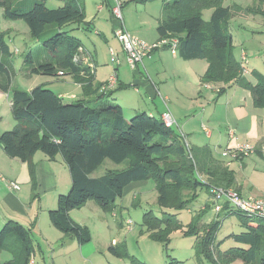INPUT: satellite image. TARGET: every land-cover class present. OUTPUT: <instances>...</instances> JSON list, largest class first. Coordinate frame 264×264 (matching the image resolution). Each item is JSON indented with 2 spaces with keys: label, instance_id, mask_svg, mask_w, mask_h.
<instances>
[{
  "label": "trees",
  "instance_id": "1",
  "mask_svg": "<svg viewBox=\"0 0 264 264\" xmlns=\"http://www.w3.org/2000/svg\"><path fill=\"white\" fill-rule=\"evenodd\" d=\"M152 1L155 0H135L140 4ZM158 1L162 3L156 27L159 39L175 37L177 55L183 61L207 62L201 83H222L225 88L235 84L250 92L256 108H264V76L251 71L256 84H250L242 76L245 69L232 54V38L227 27L232 9L223 6V0ZM257 2L261 7L259 14L264 18V0ZM27 3L30 5L24 8ZM45 3L46 0H0L2 17L9 21L22 20L31 38L41 40L49 57L42 63H33L26 57V68L22 71L28 77L78 78L74 81L82 83L84 98L66 103L44 86L30 91L12 88V54L5 34L0 32V92L9 94L15 122L12 130L0 134V148L8 158L28 163L30 171L31 160L38 152L50 160L60 157L66 165L71 188L67 194L57 197L56 208L48 212L54 229L79 245L87 244L90 234L86 227L71 220V211L94 201L104 213H113L128 185L151 181L156 204L162 211L159 217L152 212L144 213L141 226L153 242L167 246L171 232L182 228L175 213L188 210L198 199L199 190L205 189L208 194L211 187H218L240 195L235 188L234 172L216 161L209 149L186 147L174 128L165 127L161 119L144 112L125 118L121 107L107 100L118 87L107 92H89L93 79L89 66L82 61L74 62L73 58L79 48L90 52L79 39L63 30L68 25L85 24L84 8L77 0H66L56 9H48ZM205 10H211L207 22L202 19ZM106 160L117 166L123 164L124 168L106 170L99 177H92ZM208 199L210 207H205L213 210L210 193ZM224 210L227 215L235 213L244 218L241 219L244 232L230 236L239 246L221 252L214 243L221 224L217 219L220 215L201 230L200 222L208 212L202 210L192 217L184 231L185 236L195 237L196 256L213 264L237 261L264 264V220L241 215L226 204ZM35 223L27 228L9 220L0 228V252L11 255V260L0 264H29L34 252L30 232ZM108 252L116 258L129 259L131 264H144L128 256L123 246H109Z\"/></svg>",
  "mask_w": 264,
  "mask_h": 264
},
{
  "label": "crops",
  "instance_id": "2",
  "mask_svg": "<svg viewBox=\"0 0 264 264\" xmlns=\"http://www.w3.org/2000/svg\"><path fill=\"white\" fill-rule=\"evenodd\" d=\"M127 1L126 4L129 1L135 2V0ZM110 6V3L100 1V4L96 6V10L98 13H101L103 10L109 11ZM123 6L124 3H122V8ZM92 22V20L90 21L86 17V26L92 24ZM146 24V21L141 22L137 30L132 29L142 38L136 34H132L133 32L131 33V31L125 28L131 35L147 43H154L159 40L156 32L158 22L155 24L154 32L156 35L154 36H148L145 28ZM116 27L117 23L112 22V31ZM85 30H89V28L86 27ZM243 54L245 55V61H248L245 50L240 52L241 56ZM261 56V61H257V59L251 60L250 71L247 68L244 70L243 77L252 85L256 84V80L252 77L251 71L258 72L259 65L264 67V54ZM261 56L259 55V57ZM119 58L123 61L124 55L122 54ZM95 63H97L96 60H94V65ZM207 67L208 64L205 60L183 61L178 55L173 56L167 49H161L156 51L149 59H145L142 65L137 66L132 71L136 79L133 80L131 85L121 81L122 76L119 74L117 67L111 71L109 67L98 68L95 65V75L91 81L89 92L91 90L101 92V86L113 72H116L118 89L115 90L116 87L110 96L116 102L111 101V103L119 105L123 111L122 103H120L119 98H116L120 96L121 93L119 92L130 90L131 86L135 87V92L143 89L144 93L148 95L151 105L143 108L141 111L139 105L133 103L130 97V103L129 101L126 102L128 104L125 108L130 110L132 116L136 113L144 112L149 116L160 119L161 115L168 110L176 121V132L183 135L184 142H186L188 147H205L209 149L216 161L234 172L236 180L235 188L241 196L264 197V190L261 189H258L261 191L259 195L250 194L257 185V182L254 183L251 180V175L257 173L260 168L264 169L263 163L260 161L264 160L263 157L257 154L250 158H244L239 162L229 163L228 166L225 165L226 161L220 157V151L226 147H234L237 144L243 143H251L255 146L264 144V108H256L253 105L250 92L237 85L231 84L226 86L221 94L204 88L203 83H201V77L206 72ZM140 69L144 70L147 75L146 78L139 72ZM261 75L264 76L263 73ZM69 78H71L74 85L79 84L77 85L78 91H76V88L73 89V87L66 91L59 90V92L51 90L66 103L84 98L82 95V83L74 81L78 78L72 76H69ZM80 78L82 79V76ZM206 84L216 86L222 83ZM1 94L4 93L0 92V96ZM215 94L220 96L217 97ZM4 95L8 96L10 107L9 94ZM91 99L87 98V100ZM202 127L208 131V135H205V130ZM209 128L212 129L211 132ZM229 131L233 133L232 139L228 137ZM213 138L217 142L212 143L213 147L211 148V144L207 142L211 143ZM31 165L32 171H30L28 163L8 158L0 148V228L9 220L16 221L27 228L35 221V227L31 229L30 236L33 240H35L34 238H38L44 242L46 250L51 253V264H57L59 255L62 256L61 260L72 264L74 262L72 253L76 251L80 252V255H78L79 260L83 261V263L96 260L99 264V252L92 247L94 241H90L84 245H79L74 239L72 241H64V236L49 223L48 212L56 208L57 197L67 194L71 188V179L66 165L60 157L50 160L40 152L33 156ZM9 182L16 183L19 186V190L9 189L7 186ZM147 184L148 182L131 183L124 189L122 197L133 194L134 200H132L131 205L136 206L139 196L145 194ZM116 207L121 208L117 205V202ZM116 207L112 213L114 215H117L115 213ZM84 208H90V211L93 212V215L89 219L90 225L96 227V229L100 228V233L103 235L108 226L105 225V213L94 201H88L80 210ZM77 211L73 210L69 213L71 220L80 226L90 229L87 223L75 218V212ZM97 244L100 245L99 250L101 252L104 247H107L108 250L109 246H117V242L114 240L97 241ZM36 245L39 247L38 243ZM64 248L66 249L65 253L60 254ZM39 249H34L33 256L35 251ZM68 249L71 250V253H68ZM9 256L10 258L6 262L11 260V255L9 254ZM33 261L35 264L34 259Z\"/></svg>",
  "mask_w": 264,
  "mask_h": 264
},
{
  "label": "rangeland",
  "instance_id": "3",
  "mask_svg": "<svg viewBox=\"0 0 264 264\" xmlns=\"http://www.w3.org/2000/svg\"><path fill=\"white\" fill-rule=\"evenodd\" d=\"M65 1L66 0H46L45 5L48 9H56L62 7ZM77 1L82 4L86 17L93 22L88 26L85 24H81L79 26L68 25L64 27L63 30L68 32L70 36L81 41L83 47L95 58L94 60L97 62L95 65H97L98 68L109 67L112 71L115 67L110 64L109 49H112L114 52L119 54L120 57L123 54L121 47L114 38V30L112 31V22H115V19L111 16L110 10H103L101 13L97 12L96 6L97 4H100V0ZM119 1L120 3H124L123 8L121 9L124 27L131 31V33L133 32L132 34H136L138 37L142 38L132 29L137 30L138 25L141 22L146 21L147 24L145 25V28L148 36L156 35L154 28L160 15L162 5L160 1L155 0L148 2L145 5H141L133 1H129V3L126 4V2H128L127 0ZM29 2L31 3V1ZM28 5L30 4L27 3V6L24 8H28ZM223 6H228L232 9V16L227 22V27L232 38L233 57L243 69L247 68V70L250 71L251 60L257 59V61H261V55L264 54V18L261 13L259 14L261 7L257 0H223ZM210 14L211 10L203 11L202 19L207 22L210 18ZM86 27H88L89 30H85ZM0 32L5 34V40L12 54L11 59L13 61L12 65L14 70V76L11 79L12 88H20L25 91H30L36 86H44L49 90L59 92V90L66 91L72 89L73 87V89L76 88V91H78L77 85L79 84L74 85L69 76L63 77L62 79H55L49 76L34 75L28 77L26 74H24L22 70L26 68L24 66L26 57L30 58L33 63L45 62L49 59V57L42 48L41 40H34L31 38L29 30L22 20L9 21L4 19L0 14ZM242 50H245L247 53L246 58L248 61L241 60L240 52ZM259 55L261 57H259ZM117 68L119 74L122 76L121 81L131 85L136 77L132 73L134 70H131L126 64L125 58L123 61L121 60V63ZM139 72L143 74V77H147L143 69H140ZM258 72H262L264 74V67L259 65ZM153 74L155 75L154 71ZM150 75L152 78H154L152 74ZM131 87L132 88L130 90H123L119 92L121 93L120 96L116 97L119 98L120 103H122L123 114L125 118L132 117L130 110L125 108V106L128 104L126 102L129 101L130 103V97L132 98L133 103H137L139 105L141 111L143 108H147L151 105V101L148 99V95L144 93L143 89L135 92V87ZM215 95H217V97L220 96L218 94ZM107 99L110 102H116V100H113L112 98ZM8 102V96L1 94L0 134L2 132L12 130L15 125ZM211 130L212 129L209 128L210 132ZM215 142L217 141H215V138H213L211 143H207L211 144L210 146L212 148V143ZM260 161L263 163L264 167V160ZM122 168H124L123 164L117 166L106 160L104 164L94 174H92V177H99L106 170ZM234 170L236 171V169ZM251 180L254 183L257 182V185L255 186L254 191L250 194L259 195L261 191L258 189L264 190V169L260 168L257 173H253L251 175ZM146 189L147 190L145 191V194L139 196V199L136 201V206L131 205L132 200H134L133 194L124 196L122 199L117 200V205H119L121 208L116 207L117 210L115 213L117 215L105 213V225L108 226L103 235L100 233V228L96 229V227L90 225L89 219L90 216L93 215V212L90 211V208H84L82 210L79 209L77 212H75V218L84 221L90 227V229L87 227L86 228L90 234V241H94L92 247H94L99 252V264H131L129 259H119L108 254L109 252L107 247H104L102 252L99 250L100 245L97 244V241L112 240L116 241L118 246H123L128 256L134 257L144 264H213L203 257L196 256L193 249L195 237L184 235V231L187 229L192 217L196 216L202 210H208V212L200 222L199 226L201 227V230L204 225L213 222L217 216L220 215L217 219L221 224L215 234L214 243L215 245H219V250L221 252H225L231 248L239 246L233 240H231L230 236L239 235L244 232V228L241 225V219L244 218L238 216V214L235 213L227 215L225 210L220 214H216L212 208H208L210 207L208 199L209 192L207 196V191L205 189L198 191V199L193 204H191V206H189L188 210H182L175 213V217L181 224L182 228L180 230L171 232L167 246L153 242L148 233L144 231L141 226L142 217L146 212H152L154 215L159 217L161 215L162 209L156 204V192L154 190L153 182L149 181ZM206 205L208 206L207 208L204 207ZM127 220H130L132 223L131 229H127V227L123 224V222ZM34 239L35 240L32 239L34 249L40 248L39 250L35 251L33 256L35 264H51V253L46 250V247L43 244L44 242L40 241L38 238ZM64 239V241L73 240V238L69 236H64ZM36 243L39 244V247L36 245ZM65 248L61 250L60 254L65 253ZM67 251L68 253H71L70 249ZM78 255H80L79 251L72 253L74 258V262L72 264H98L96 260H91L89 263H83V261L79 260ZM9 258L10 256L7 252H0L1 262H6ZM61 258L62 256L59 255L57 258V264H69L67 261L61 260ZM232 264L242 263L237 261Z\"/></svg>",
  "mask_w": 264,
  "mask_h": 264
},
{
  "label": "built area",
  "instance_id": "4",
  "mask_svg": "<svg viewBox=\"0 0 264 264\" xmlns=\"http://www.w3.org/2000/svg\"><path fill=\"white\" fill-rule=\"evenodd\" d=\"M103 3H110V13L111 16L115 19L117 27L113 31V35L118 45L122 49L124 54L125 62L131 70H135L137 66L143 64L145 59H149L156 51L161 49H167L169 53L173 56L177 55V45L178 40L175 37H165L157 40L154 43H147L133 35H131L124 27L121 9L122 3L119 0H100ZM110 55V64L113 67H118L121 63L119 55L114 52L112 49H109ZM241 60H245V55L241 56ZM74 62L82 61L84 64H87L90 69V73L95 75V65L90 54L85 52L82 48L78 49V53L73 58ZM59 75H62L60 72ZM118 85V79L116 72H113L105 81L101 87V92H107L114 90ZM203 87L209 90H214L219 93L221 89H224V85H211L203 84ZM161 121L164 123L167 128H175L176 121L167 110L161 117ZM203 130L204 127H202ZM208 131L205 130V135H208ZM183 138V135H181ZM228 137L233 138L232 131L228 132ZM185 141V139L183 138ZM185 146L188 145L185 142ZM189 148V147H188ZM259 154L261 157H264V144L260 146H255L251 143L237 144L234 147H226L220 151V156L226 161L225 165L228 166L229 163L239 162L244 158H248ZM9 189L19 190V186L14 182H9L7 184ZM210 200L213 205V211L218 214L222 211L223 206L226 204L236 212L241 215L248 217H257L264 220V197H253L247 196L242 197L238 195L231 189H223L218 187H211L209 189ZM127 229H131L132 223L130 220L124 222ZM29 264H34L33 256L29 260Z\"/></svg>",
  "mask_w": 264,
  "mask_h": 264
}]
</instances>
